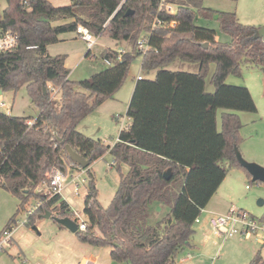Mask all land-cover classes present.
<instances>
[{"label": "trees", "instance_id": "obj_1", "mask_svg": "<svg viewBox=\"0 0 264 264\" xmlns=\"http://www.w3.org/2000/svg\"><path fill=\"white\" fill-rule=\"evenodd\" d=\"M121 1L71 0L68 6L56 7L49 0H0V29L19 35V47L0 54V90L18 93L25 88L39 110L35 119L0 112V189L21 202L18 213L31 200L39 202L27 223L33 226L39 215L68 206L61 196L48 201V194L39 191L53 170L64 175L69 169L81 170L67 146L91 165L110 151L118 168L125 164L129 171L121 175L115 197L104 208L91 166L85 169L90 175L84 207L88 226L78 237L95 248H110L117 264H175L191 247L196 220L230 171L245 170L236 156L244 142L239 113L255 114L258 109L247 87L229 85L227 80L242 77L243 67L264 74V39L256 40L258 28L243 24L235 13L204 8V0H169L177 14L162 13L160 18L176 22L175 29H153L160 0H128L110 21ZM198 15L208 20L218 15L220 30L232 42L217 41L215 30L197 26ZM80 25L96 37L125 42L131 50L121 61L117 51L107 50L103 59L112 65L75 82L66 57H53L48 48ZM144 35H151V48L142 56L137 42ZM140 58L142 70L156 71V76L137 81L127 111L131 124L115 146L110 149L80 133L79 125L113 98L125 84L131 64ZM177 61L197 63L199 72L168 69ZM211 64L216 65L214 92L206 88ZM56 88L60 91L54 98ZM224 161L228 168L222 166ZM155 204L169 207V212L152 222ZM70 216L68 211L60 214ZM16 225L15 216L0 238ZM250 264H264L261 253Z\"/></svg>", "mask_w": 264, "mask_h": 264}, {"label": "rangeland", "instance_id": "obj_2", "mask_svg": "<svg viewBox=\"0 0 264 264\" xmlns=\"http://www.w3.org/2000/svg\"><path fill=\"white\" fill-rule=\"evenodd\" d=\"M49 1L59 6H68L71 2V0ZM2 6L3 9L6 7L5 1H2ZM203 7L218 13H235L243 24L258 29L264 25V0H238L237 2L232 0H204ZM218 18V15H214L211 20H208L198 15L195 24L199 27L215 30L219 41L229 44L232 42V38L220 30ZM109 48L117 52L121 50L128 52L131 49L127 43L114 41L104 35L97 38V44L91 50V55L87 56L89 52L87 44L75 33H67L60 36V42L49 46V53L53 57L65 56L66 67L71 72L70 79L80 82L90 79L108 67L103 58ZM141 60V58L138 59V61ZM168 69L198 73L199 65L177 61ZM215 70L216 65L211 64L206 77L208 92L215 90L211 83ZM248 71H250L248 68L243 67V76ZM139 76L145 79H154L156 71L147 73L142 70L141 65L132 63L125 84L113 96V100H108L88 116L79 125L78 131L88 138L103 142L110 149L114 147L118 142L120 133L127 130L131 124L127 111ZM250 78L254 77H249L251 81ZM229 79H234L240 84L246 82L244 78L234 75L230 76ZM227 84L230 85L231 83ZM4 99L13 107V116L37 118L39 110L32 104L25 88H22L18 93L5 92ZM221 113L222 110L219 112V119ZM262 152L264 154V150ZM222 166L229 167L226 161L222 163ZM90 171L94 175L98 199L104 208H108L119 189L121 175L127 174L129 167L121 164L118 168L113 156L108 151L104 157L91 165ZM249 175L246 170L239 168H233L230 171L211 201V208L217 210V214L227 215L231 210L238 209L244 210L258 219L264 218V204H260L261 201L264 202V183L254 181L253 177ZM64 178L65 185L62 197L68 206L78 213V216H73L72 219L78 223L81 221L88 223V218L84 213L85 197L90 188L88 170L82 168L81 170L69 169ZM180 185L181 180L178 182L176 191ZM40 190L48 193L45 184ZM77 190H79L78 193ZM20 204L21 202L17 198L0 189V235L12 218L16 216L17 220L13 244L1 251L0 264H80L84 258H91L96 254L99 256L96 264H111L110 248H95L81 242L77 234L60 226L53 219L43 217L45 214H42V217L39 215L33 226L20 225L27 220V212L34 211L39 202L31 200L26 210H21L18 213ZM163 211L168 213L169 207L166 206L161 209L158 205H153L151 213H153L154 221L152 222H156L165 216L166 213L163 214ZM51 212L54 217H60L59 208H52ZM203 217L204 215L201 216V219ZM258 241L259 239L256 237L245 240L238 236L235 238L217 236L213 231V237L205 245L197 248L194 253H190L192 259L186 264H250L257 253H261L264 258V246ZM98 249H101V252L98 253ZM185 257H189V253L186 251L182 252L175 264H185L182 261Z\"/></svg>", "mask_w": 264, "mask_h": 264}, {"label": "built area", "instance_id": "obj_3", "mask_svg": "<svg viewBox=\"0 0 264 264\" xmlns=\"http://www.w3.org/2000/svg\"><path fill=\"white\" fill-rule=\"evenodd\" d=\"M127 1L128 0L121 1L110 21L119 12L122 11ZM162 13H165L167 15H176L177 6L171 3L169 0H160L158 15L154 20L153 29H157L160 27L175 29L177 27V23L176 22L168 23L166 21H163L160 18V15ZM75 34L77 35V37L82 39L87 44L89 50H92L97 44L98 37H96L88 28L82 25L77 27ZM151 35H144L137 42L138 51L142 54V56H144L151 48V44H150ZM18 47H19V35L11 30L0 29V54L12 53ZM118 53H119L118 60L121 61L122 54L126 52L125 50H121L118 51ZM104 62L107 66L112 65V63L109 60H105ZM140 80H142L141 76L138 77L137 81ZM59 91H60L59 88L53 90L54 98L59 94ZM4 93L5 92H3L0 95V112L8 116H13V107L11 106V104L7 103L6 100L4 99ZM28 124L30 127H32L34 121H30ZM47 177L48 179L44 184L48 191V193H46L49 196L48 201H50L56 196L62 197V192L65 185L64 174L61 173L60 171H52L47 175ZM76 192L78 193L79 190H77ZM54 208H59L60 214L67 211L70 212L71 216L69 218L71 219L73 216H78V213L74 212L69 206H65L63 209H61V207L58 205ZM27 213H28L27 220L24 223H21L20 225H26L29 222V218L34 213V211H30ZM204 213H205V209L202 210L201 214L203 215ZM201 216L196 220V224L200 223ZM209 221L214 233H216L217 236H225L228 238H235L238 236L239 238L245 240H251L252 238L256 237L259 239L258 242L262 246H264V219H258L244 210L234 209L231 210L227 215L213 214L210 216ZM76 223L78 224V229L80 232H85L87 230L88 224L86 222L81 221L80 223L78 222ZM16 230L17 229L15 226L12 228V230L6 231L3 234V236L0 238V253L6 247H10L13 244ZM80 264H96V261L93 260L92 258L91 259L88 258L85 259Z\"/></svg>", "mask_w": 264, "mask_h": 264}, {"label": "crops", "instance_id": "obj_4", "mask_svg": "<svg viewBox=\"0 0 264 264\" xmlns=\"http://www.w3.org/2000/svg\"><path fill=\"white\" fill-rule=\"evenodd\" d=\"M54 6L60 7L59 5H54ZM216 40L219 41L218 35L216 37ZM109 49L113 50L112 48ZM48 52H49V48H48ZM249 70L250 71H248V73L245 76H242V78H244L246 81L244 84H240L238 81L229 78L227 80V83L235 84L237 86H242V85H245V87L247 86L255 100L258 109L255 114L239 113L240 119L243 123L241 135L244 140V142L240 146L239 151H241L243 157L248 161L257 163L260 166L264 167V154L262 152L264 150V74L260 71H257L258 69H249ZM251 76H253L254 78H250L251 79L250 81L249 77ZM217 213H218L217 210L211 208V202H210L208 207L205 209V213L203 214L204 215L203 219H201L199 224H196L195 227L196 233L192 239V245L190 248L186 250V252L189 253L190 257L183 258L184 260L183 263L185 264L188 263L192 259V255L190 253H194L195 250H197V248L199 247L201 248L202 245H205L213 237V231L209 219L211 215ZM97 252L98 253L101 252V249H98ZM98 257H99L98 254H96L95 256H91V258L97 261V263L99 259ZM85 259L88 258H84L82 262ZM111 264H115L112 261V259H111Z\"/></svg>", "mask_w": 264, "mask_h": 264}, {"label": "water", "instance_id": "obj_5", "mask_svg": "<svg viewBox=\"0 0 264 264\" xmlns=\"http://www.w3.org/2000/svg\"><path fill=\"white\" fill-rule=\"evenodd\" d=\"M132 14L133 13H127V15H132ZM255 39L256 40L264 39V25L257 30ZM208 46H209L208 44L204 45L205 48H208ZM135 63L141 65V61H135ZM2 93L3 91L0 90V95ZM66 149L70 156V159L74 163L78 164L82 169H87L88 167L91 166L90 160H87L85 157L75 152L70 146H67ZM236 156L239 164L253 177L254 181L264 183V167L260 166L257 163L247 161L238 149H236ZM260 204L262 205L263 202H260ZM43 217L47 219L50 218L53 219L60 226L67 228L74 234H77L79 232L78 224L69 217H65V218L56 217V216L54 217L52 212L50 211L47 212Z\"/></svg>", "mask_w": 264, "mask_h": 264}]
</instances>
